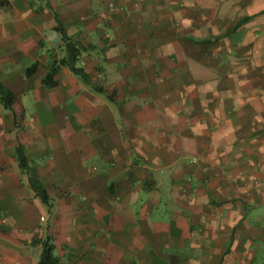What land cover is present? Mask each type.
Here are the masks:
<instances>
[{
	"label": "crops",
	"instance_id": "obj_1",
	"mask_svg": "<svg viewBox=\"0 0 264 264\" xmlns=\"http://www.w3.org/2000/svg\"><path fill=\"white\" fill-rule=\"evenodd\" d=\"M0 85V264H264V0H0Z\"/></svg>",
	"mask_w": 264,
	"mask_h": 264
},
{
	"label": "trees",
	"instance_id": "obj_2",
	"mask_svg": "<svg viewBox=\"0 0 264 264\" xmlns=\"http://www.w3.org/2000/svg\"><path fill=\"white\" fill-rule=\"evenodd\" d=\"M60 30L62 42L65 45L66 48V55L64 58L61 59V61L70 68V70L81 77L82 79L86 77V75L83 72L82 67H77L75 65L76 60L80 53V48L76 45V43L65 34L63 29L61 27L58 28ZM56 71V67L52 65L50 69L48 70V73L46 77L44 78V82L53 84V81L51 80L52 74ZM0 102L7 108H11V105L13 103V95L7 89L6 87L0 85ZM16 155L18 158V163L21 168H30L28 171V181L30 183L31 188L34 190L37 196L44 202L48 203V195L44 188V186L41 184V182L37 179L35 176L34 168L30 167L28 164V161H26V158L24 154H22L21 151L16 150ZM36 264H63L62 261L59 259L58 256L54 254V245L50 241V239H46L42 242V251L39 256V259Z\"/></svg>",
	"mask_w": 264,
	"mask_h": 264
},
{
	"label": "built area",
	"instance_id": "obj_3",
	"mask_svg": "<svg viewBox=\"0 0 264 264\" xmlns=\"http://www.w3.org/2000/svg\"><path fill=\"white\" fill-rule=\"evenodd\" d=\"M241 180L243 179L242 177H239ZM255 181H257V179L256 178H253Z\"/></svg>",
	"mask_w": 264,
	"mask_h": 264
},
{
	"label": "rangeland",
	"instance_id": "obj_4",
	"mask_svg": "<svg viewBox=\"0 0 264 264\" xmlns=\"http://www.w3.org/2000/svg\"><path fill=\"white\" fill-rule=\"evenodd\" d=\"M34 253H36V252L34 251Z\"/></svg>",
	"mask_w": 264,
	"mask_h": 264
}]
</instances>
